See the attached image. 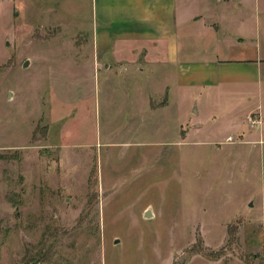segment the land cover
Listing matches in <instances>:
<instances>
[{
  "label": "rangeland",
  "instance_id": "374dc122",
  "mask_svg": "<svg viewBox=\"0 0 264 264\" xmlns=\"http://www.w3.org/2000/svg\"><path fill=\"white\" fill-rule=\"evenodd\" d=\"M92 1L0 0V264H264V83L151 111Z\"/></svg>",
  "mask_w": 264,
  "mask_h": 264
},
{
  "label": "crops",
  "instance_id": "0c3cea01",
  "mask_svg": "<svg viewBox=\"0 0 264 264\" xmlns=\"http://www.w3.org/2000/svg\"><path fill=\"white\" fill-rule=\"evenodd\" d=\"M92 2L94 49L104 60L116 61L123 81L130 74L164 73L155 82L157 94L147 96L151 111L182 102L200 113L206 108L198 105L199 97L202 103L250 100L256 84L263 91L264 0ZM125 92L131 99L132 90L122 87ZM153 103L166 104L153 109Z\"/></svg>",
  "mask_w": 264,
  "mask_h": 264
},
{
  "label": "water",
  "instance_id": "95a60500",
  "mask_svg": "<svg viewBox=\"0 0 264 264\" xmlns=\"http://www.w3.org/2000/svg\"><path fill=\"white\" fill-rule=\"evenodd\" d=\"M29 65V62L27 61L25 64H24V67H27ZM146 218H151V213L150 212H147L146 213Z\"/></svg>",
  "mask_w": 264,
  "mask_h": 264
}]
</instances>
